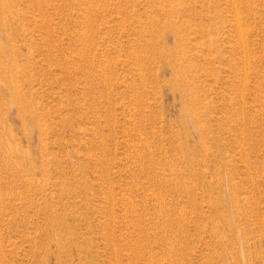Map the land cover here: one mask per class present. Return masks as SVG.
Returning a JSON list of instances; mask_svg holds the SVG:
<instances>
[{"label":"rangeland","instance_id":"rangeland-1","mask_svg":"<svg viewBox=\"0 0 264 264\" xmlns=\"http://www.w3.org/2000/svg\"><path fill=\"white\" fill-rule=\"evenodd\" d=\"M0 264H264V0H0Z\"/></svg>","mask_w":264,"mask_h":264}]
</instances>
